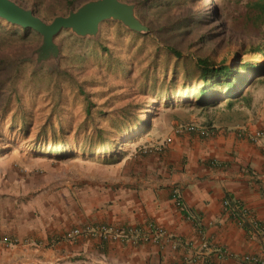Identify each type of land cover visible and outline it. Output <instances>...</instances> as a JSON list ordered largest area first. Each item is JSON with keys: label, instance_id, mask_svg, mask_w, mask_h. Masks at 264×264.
Segmentation results:
<instances>
[{"label": "crops", "instance_id": "crops-1", "mask_svg": "<svg viewBox=\"0 0 264 264\" xmlns=\"http://www.w3.org/2000/svg\"><path fill=\"white\" fill-rule=\"evenodd\" d=\"M200 110L118 162H38L40 171L13 178V190L0 192V264H204L198 252L214 264L264 260V142L249 139L264 131V80ZM188 123L211 134L176 131ZM224 200L239 208L225 212ZM150 226L163 231L156 242L101 231Z\"/></svg>", "mask_w": 264, "mask_h": 264}, {"label": "rangeland", "instance_id": "rangeland-1", "mask_svg": "<svg viewBox=\"0 0 264 264\" xmlns=\"http://www.w3.org/2000/svg\"><path fill=\"white\" fill-rule=\"evenodd\" d=\"M12 1L50 22L89 0L68 9L62 0ZM120 1L134 7L148 31L131 30L113 19L102 21L95 35L62 29L54 37L59 54L42 58L40 34L0 17V192L13 190V178L40 171L33 167L38 162L101 163L104 150L118 151L121 158L142 151L148 145L145 138L162 125L197 112L195 106L164 104L162 70H171L174 63L164 54L167 46L183 56L208 57L216 63H229L234 53L264 61V15L248 7L256 0ZM176 67L180 74L181 63ZM184 84L178 80L176 87ZM187 84L183 92L197 88L190 80ZM78 86L85 94H79ZM139 119L148 126L130 135ZM95 126L102 129L101 142ZM64 151L73 157L60 160L64 155L57 154Z\"/></svg>", "mask_w": 264, "mask_h": 264}, {"label": "trees", "instance_id": "trees-1", "mask_svg": "<svg viewBox=\"0 0 264 264\" xmlns=\"http://www.w3.org/2000/svg\"><path fill=\"white\" fill-rule=\"evenodd\" d=\"M79 1L81 0H62L66 9ZM248 7L264 15V0H256L249 3ZM248 20L256 22L254 17L248 16ZM123 30L126 29L123 28ZM252 52L255 53V51ZM164 54L170 60L174 59L171 70H162L163 80H161L162 85H159V87L161 86L162 88L161 95L165 97L164 104L166 107L195 106L196 108L206 109L217 105L223 100L231 102L243 96L254 82L263 81L262 79L264 78V61L256 62L250 59H244L239 53H234L231 56V60L229 59V63H227L226 60L216 63L208 57H186L183 56L180 51L170 46L164 48ZM179 63H181L182 66L180 74H178L176 67ZM178 80L185 81L181 89L176 87ZM189 80L191 81V85H195L197 88L191 92H183L188 86L187 82ZM78 88L79 94H85L80 86H78ZM86 99L88 100L87 97ZM90 107L91 103L88 100L85 107V114L88 119L91 116ZM23 118L24 117H22V119ZM21 124L26 126V121L24 119L21 120ZM142 126H148V122H146L145 119H139L132 131H129V134L139 133L143 130ZM95 130V136L99 139L98 142H101L100 137L103 138L102 129L95 126ZM51 141L53 142L52 139ZM112 142L113 141H109V144L113 145L114 143ZM60 144H62V141L56 143L57 146H60ZM117 152L118 151L115 152L113 150L101 151L103 157L101 162L106 164L118 162L121 157L117 155ZM57 155H64L60 157V160L73 157L69 155L65 156V151Z\"/></svg>", "mask_w": 264, "mask_h": 264}, {"label": "water", "instance_id": "water-1", "mask_svg": "<svg viewBox=\"0 0 264 264\" xmlns=\"http://www.w3.org/2000/svg\"><path fill=\"white\" fill-rule=\"evenodd\" d=\"M0 17L10 24L24 29H31L42 36L39 48L40 57L56 56L58 46L54 37L62 29H71L80 36L98 34L102 21L113 19L134 31H148V28L134 14V7L120 0H89L75 10L70 9L67 15L55 16L50 22H45L12 0H0Z\"/></svg>", "mask_w": 264, "mask_h": 264}, {"label": "built area", "instance_id": "built-area-1", "mask_svg": "<svg viewBox=\"0 0 264 264\" xmlns=\"http://www.w3.org/2000/svg\"><path fill=\"white\" fill-rule=\"evenodd\" d=\"M184 130L190 131V132H193V131L197 132V134L199 136H202V137H206V136L211 134L210 128L200 127V126H197L193 123H188L185 125H179L176 128L177 132H181ZM249 139L251 141L264 142V131H261V130L255 131L253 134H251L249 136ZM166 141H168V139H166ZM171 199H172L175 207L178 210H180L181 212L185 211V205L182 202L181 196H180L177 189H173L171 191ZM223 208H224L225 212L232 213L236 208H239V205L236 203L232 204L229 200H224L223 201ZM238 222L241 223V221H238ZM101 228H102L101 231H103L104 234H108L112 238H119L120 237V238H123L125 240H134L137 237L138 240L141 242H146V241L156 242L158 236L163 233L162 229H160L158 227H154V226H150L147 230L128 228V229H125V230H122L119 232H113V230L108 228V227H101ZM201 242H202L201 246L205 247L207 245V242L205 241V239H202ZM189 245H191V244H189ZM195 258L203 260L204 264H214L209 257L202 256V253H200V252H198L195 255ZM243 262L246 264H264V260L257 255H244Z\"/></svg>", "mask_w": 264, "mask_h": 264}]
</instances>
